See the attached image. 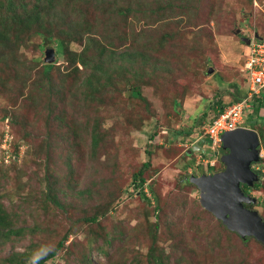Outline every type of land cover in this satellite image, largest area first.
<instances>
[{
	"label": "rangeland",
	"instance_id": "374dc122",
	"mask_svg": "<svg viewBox=\"0 0 264 264\" xmlns=\"http://www.w3.org/2000/svg\"><path fill=\"white\" fill-rule=\"evenodd\" d=\"M172 2L175 8L158 11V0H98L92 15L113 43L118 45V35L124 38L120 50H146L148 58L137 65L145 101L132 98L121 78L94 98H84L77 90L83 76L66 66L62 56L50 63L59 69L53 70V95L47 94L40 70L47 64L45 49L54 45L44 43L39 49L38 37L12 54L26 71L17 74L11 62L0 64V204L15 214L17 225L40 230L0 247V261L28 245L37 252L51 250L67 230L65 248L48 264H83L93 248L92 264H155L157 254L165 264H264L263 247L252 241L242 244L202 208L196 188L180 184L203 169L194 165L188 175L178 171L177 161L190 145L181 137L173 144L166 140L172 129L184 132L193 120L195 124L205 102L230 81L241 83L247 49L240 38H264V0ZM111 4L131 9L127 24L109 14ZM181 4L189 7L185 15ZM167 32L174 39L158 45ZM149 42L155 51H148ZM153 62L169 65L172 73L152 67ZM194 68L202 70L198 77ZM172 95L183 100L182 107L173 108ZM261 114L257 120L251 110L245 111L243 126L254 130L262 125L258 130L264 131V110ZM92 129L98 133L95 146ZM260 155L262 160V144ZM205 157L214 155L208 150ZM148 159L151 170L145 174L142 197L130 184L131 175ZM260 163L254 167L264 172ZM250 195L264 204L263 189ZM253 209L264 220V208L253 204ZM94 215L97 221L87 224L85 218Z\"/></svg>",
	"mask_w": 264,
	"mask_h": 264
},
{
	"label": "trees",
	"instance_id": "16d2710c",
	"mask_svg": "<svg viewBox=\"0 0 264 264\" xmlns=\"http://www.w3.org/2000/svg\"><path fill=\"white\" fill-rule=\"evenodd\" d=\"M187 1V0H186ZM164 3V4H163ZM158 11H167L168 9L175 8L176 5L172 0H158ZM98 0H0V64L6 65L11 62L16 66L17 74L23 69L26 71L25 64L19 61L12 54L14 49H18L19 46L27 44H34L33 37H38L40 43L36 45L37 48L41 49L44 43H50L54 45L55 59L62 56L66 66L72 67L73 69L79 70L80 74L83 76L82 79L78 80V93H82L83 97L86 99L94 98L96 94H100L107 87L116 86L117 78L124 79V84L129 86V95L132 98L145 101V98L141 93V85L137 81L141 78V74L137 65L148 58L145 51L140 50H120V43L123 44L124 38L117 36L119 41L118 45L113 43L109 37L102 34V27L94 20L93 13L97 10ZM182 5V6H181ZM179 9L182 8V14L185 15L186 5L181 4ZM175 6V7H174ZM178 9V10H179ZM129 8H121L116 5L111 4L107 7V11L112 16L120 17L123 24H127L128 15L133 14L129 12ZM137 19L136 17H134ZM128 27H125V29ZM168 35H163L162 40L159 41L158 45L162 46L165 43H169L168 40H173V33L167 32ZM165 33V34H167ZM257 34L258 38L254 37L255 41H264ZM243 44V43H242ZM151 42L147 45L148 51H155L151 47ZM74 46H79V50L74 49ZM131 49V48H130ZM161 62L160 60H158ZM163 62L168 63V60L164 59ZM36 64H38L36 62ZM134 65L136 69H134ZM152 67L163 68L161 72L165 74L172 73V68L165 64H161L160 67L157 66V62H153ZM143 65L141 71H144ZM56 67L58 71L59 65L56 64H43L41 65V80L40 83L48 92L47 94L53 95L52 89H55L56 84L53 81V70ZM12 69V67H8ZM193 69V68H192ZM197 73H192V78H197L202 70H198ZM241 76L239 83L238 80H232L224 91H219L210 100L208 99L206 104V110L202 112L201 115L195 120L196 123L190 125V128L184 130V132L176 129V131H170V139L167 142L177 141V138L181 137V142L192 146L194 141H197L203 136L202 129L205 125L210 124L227 106L242 100L246 96L247 88V78L248 72L240 70ZM197 75V77H195ZM114 79V83L112 80ZM131 79H133L132 83ZM143 85V84H142ZM145 85V84H144ZM57 92V91H56ZM57 96V94H54ZM226 97V101L224 100ZM171 103L174 107H182L181 102L177 97L172 95ZM264 110V89L258 96L252 98V108L251 112L254 117L258 120L262 115ZM176 111V115H177ZM210 115V117H209ZM264 116V114H263ZM209 117V118H208ZM264 126V125H263ZM262 128V125L255 126L254 130L259 135L260 144L264 146V131L258 130ZM153 135L150 136V138ZM176 138V139H175ZM90 141L92 145H96L98 141V133L95 129L91 130ZM173 144V143H172ZM171 144V145H172ZM189 147L183 154V158H178L175 156V161L178 159L179 164L178 171L188 175V171L192 169L195 165L196 167L201 166L203 171L202 174L214 173L223 169L222 163L218 158H211L214 160L213 166L204 165L201 162L196 161V157H205L206 152L202 154L201 152H191L188 154ZM219 153L222 154V150L219 149ZM151 155V153H150ZM150 155H148L150 159ZM146 160L141 167L131 175L130 184L137 190L142 197H145L143 192V187L146 183L145 174L151 170L150 160ZM182 159V160H181ZM185 159V160H184ZM204 159H207L205 157ZM264 162V158L260 160ZM259 164V163H258ZM177 165V164H176ZM255 164H252V166ZM257 165V164H256ZM262 165V163L260 164ZM205 166V168H203ZM206 169V170H205ZM262 169V168H261ZM260 168L253 171L259 175V181L254 183L252 187L246 185H241V189L245 195H250V192L254 189H263L264 191V172ZM205 170V171H204ZM212 171V172H211ZM190 175L184 177V180L180 184H186L196 188L188 180ZM201 175V174H200ZM147 189L153 196V199L157 203V197L153 195V190L151 185L147 184ZM197 189V188H196ZM147 201V198H144ZM51 203L56 206L55 208H60V203L56 199H50ZM51 204V205H52ZM257 205H261L264 208V204L261 200L256 198ZM247 208L253 209V205H246ZM54 209V208H53ZM157 210V205L154 207V211ZM15 214L12 212H7L5 208L0 204V247L5 246L11 241H16L28 232L32 234L38 233L40 230L37 226L31 228L30 226H19L17 225V219L14 217ZM263 219V218H262ZM87 224H93L97 221V216H91L85 218ZM218 223L227 231L237 236L242 242L246 244L248 241L257 243L261 247L264 246L256 241L254 238L246 237L241 239L236 233L231 232L222 225L220 221ZM68 232L62 235V237L57 241L54 248L47 250L45 252H37L34 245H28L23 252H12L5 259L0 261V264H27L31 262L32 264H48L50 261L54 260L56 256L63 250L67 243ZM97 248H93L88 251L87 255L83 257V264H92L91 252ZM42 250V248H40ZM102 251V250H100ZM152 251V250H151ZM69 257H72L71 255ZM154 257L155 264H165L163 260L165 257L157 254Z\"/></svg>",
	"mask_w": 264,
	"mask_h": 264
},
{
	"label": "water",
	"instance_id": "95a60500",
	"mask_svg": "<svg viewBox=\"0 0 264 264\" xmlns=\"http://www.w3.org/2000/svg\"><path fill=\"white\" fill-rule=\"evenodd\" d=\"M240 30H237L236 34ZM255 38L257 34L254 35ZM248 45L250 39L240 38ZM44 62L53 63L54 48L44 51ZM208 69L207 73H211ZM201 137L188 150L203 152L206 144ZM222 154L218 156L223 169L210 174L199 176L190 175L188 180L199 191V203L216 220L220 221L227 230L236 233L241 239L254 238L264 246V220L255 209L246 205L255 204L256 199L245 195L241 185L252 187L258 182L259 175L252 170L251 165L260 161V139L256 131L248 128H237L221 135Z\"/></svg>",
	"mask_w": 264,
	"mask_h": 264
},
{
	"label": "built area",
	"instance_id": "2783aa9c",
	"mask_svg": "<svg viewBox=\"0 0 264 264\" xmlns=\"http://www.w3.org/2000/svg\"><path fill=\"white\" fill-rule=\"evenodd\" d=\"M246 49L243 70L248 72L247 97L224 108L210 124L203 128L202 137L206 140V150H209L214 156L221 148V135L224 132L243 127V114L251 108V98L264 88V41L253 40L246 46ZM210 159L199 156V162L213 166L214 160Z\"/></svg>",
	"mask_w": 264,
	"mask_h": 264
},
{
	"label": "clouds",
	"instance_id": "9594fccd",
	"mask_svg": "<svg viewBox=\"0 0 264 264\" xmlns=\"http://www.w3.org/2000/svg\"><path fill=\"white\" fill-rule=\"evenodd\" d=\"M235 33H236V32H235ZM254 35H255V34H254ZM246 38H247V37H246ZM252 38H253V40H254V36H253ZM252 38H249V39H250V42L253 41ZM242 43H243V42H242ZM243 44H244V43H243ZM249 44H250V43H249ZM249 44H248V45H249ZM245 45H246V44H245ZM248 45H246V46H248ZM246 46H245V48H246ZM244 62H245V61H244ZM243 66H244V64H243ZM243 66H242V70H243ZM263 89H264V88H263ZM263 89H262V90H263ZM262 90H260L259 94L262 92ZM247 92H248V80H247L246 96H245L243 99H245V98L247 97ZM259 94L254 95V96H258ZM254 96H253V97H254ZM253 97H252V98H253ZM252 98H251V102H250V103H251V108H252ZM243 99H242V100H243ZM240 101H241V100H240ZM238 102H239V101H238ZM236 103H237V102H236ZM251 108L249 109V111L251 110ZM242 128H246V127L243 126ZM254 131H255V130H254ZM199 139H200V138H199ZM199 139H198V140H199ZM195 142H196V141H195ZM205 143H206V142H205ZM194 144H195V143H194ZM260 147H261V144H260ZM220 149H221V148H220ZM206 151H207V150H206V144H205L204 147H203V152L205 153ZM203 152H201V153H203ZM218 156H220L219 151L217 152V155L214 156V158H218ZM260 156H261V155H260ZM260 160H261V157H260ZM259 162H260V161H259ZM259 162H258V163H259ZM198 163H199V162H198ZM258 163H255V165L258 164ZM251 167H252V170H253V169L256 170V168L254 167V165H253V166L251 165ZM257 170H258V169H257ZM206 174H210V173H206ZM251 197H253V196H251ZM252 205H253V204H252Z\"/></svg>",
	"mask_w": 264,
	"mask_h": 264
},
{
	"label": "crops",
	"instance_id": "0c3cea01",
	"mask_svg": "<svg viewBox=\"0 0 264 264\" xmlns=\"http://www.w3.org/2000/svg\"><path fill=\"white\" fill-rule=\"evenodd\" d=\"M195 143V142H194ZM194 144H192V146H193ZM190 147H191V145H190ZM197 162H199V157L197 158V160H196Z\"/></svg>",
	"mask_w": 264,
	"mask_h": 264
},
{
	"label": "flooded vegetation",
	"instance_id": "af4514ba",
	"mask_svg": "<svg viewBox=\"0 0 264 264\" xmlns=\"http://www.w3.org/2000/svg\"><path fill=\"white\" fill-rule=\"evenodd\" d=\"M260 164H261V163L259 162V164H257V165H260ZM255 168H256V170L259 169V167H255Z\"/></svg>",
	"mask_w": 264,
	"mask_h": 264
}]
</instances>
